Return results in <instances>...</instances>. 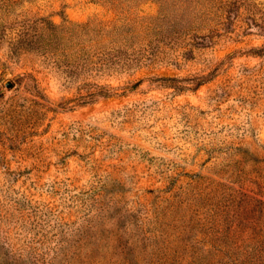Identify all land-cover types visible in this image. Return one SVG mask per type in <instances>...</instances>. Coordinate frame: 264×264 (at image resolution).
Listing matches in <instances>:
<instances>
[{
	"label": "rangeland",
	"instance_id": "374dc122",
	"mask_svg": "<svg viewBox=\"0 0 264 264\" xmlns=\"http://www.w3.org/2000/svg\"><path fill=\"white\" fill-rule=\"evenodd\" d=\"M0 264H264V0H0Z\"/></svg>",
	"mask_w": 264,
	"mask_h": 264
},
{
	"label": "water",
	"instance_id": "95a60500",
	"mask_svg": "<svg viewBox=\"0 0 264 264\" xmlns=\"http://www.w3.org/2000/svg\"><path fill=\"white\" fill-rule=\"evenodd\" d=\"M11 85H12V83H11L10 81H6V82H5V86H6V87H11Z\"/></svg>",
	"mask_w": 264,
	"mask_h": 264
}]
</instances>
